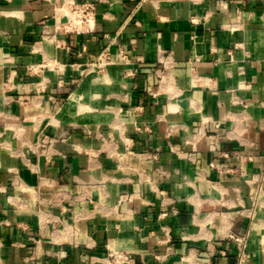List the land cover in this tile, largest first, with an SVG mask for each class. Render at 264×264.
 I'll list each match as a JSON object with an SVG mask.
<instances>
[{
    "label": "crops",
    "instance_id": "obj_1",
    "mask_svg": "<svg viewBox=\"0 0 264 264\" xmlns=\"http://www.w3.org/2000/svg\"><path fill=\"white\" fill-rule=\"evenodd\" d=\"M67 1L0 0V264H235L230 232L264 264V0H94L84 34Z\"/></svg>",
    "mask_w": 264,
    "mask_h": 264
},
{
    "label": "built area",
    "instance_id": "obj_2",
    "mask_svg": "<svg viewBox=\"0 0 264 264\" xmlns=\"http://www.w3.org/2000/svg\"><path fill=\"white\" fill-rule=\"evenodd\" d=\"M148 0H140L137 7L143 2ZM237 2H242L243 0H235ZM68 13L67 20L62 25L59 24L58 29L63 28L64 32L74 33V34H84V33H94L95 22H96V11L97 4L94 0H69L67 1ZM44 36L56 41L58 46L60 45V39L55 35L50 34L45 30ZM68 50L74 56V61L72 66L78 68L81 71L83 77L90 74H101L106 71L107 67L111 64L117 63V60L113 57L111 46L107 45L99 53L88 52L87 48L83 46L82 50H75L71 46H67ZM160 55H163V50L159 47ZM231 55V51H230ZM85 56L84 61H79V57ZM119 57L121 61L128 63L130 59L128 55L123 51L119 50ZM166 59H168L166 57ZM163 65V71L157 72L159 75V83L162 85L165 80H167L165 72L169 68L168 60H160ZM43 68H50L52 70L61 71V64L56 58H45L43 62L36 65V69L42 70ZM155 91L154 94H157ZM264 177V173H263ZM127 196H122V200L127 199ZM176 212V210H175ZM231 242L235 244L236 247V261L235 264H246L248 258V237L249 234H239L236 232H230L227 236ZM128 256L124 252H119L110 249L106 256L108 264H122L123 261L127 260ZM198 264H216L213 260L202 261Z\"/></svg>",
    "mask_w": 264,
    "mask_h": 264
}]
</instances>
